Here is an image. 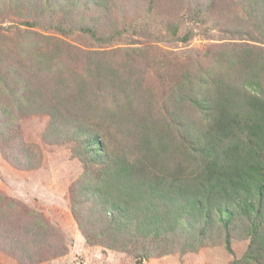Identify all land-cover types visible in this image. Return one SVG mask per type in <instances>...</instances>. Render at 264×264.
Returning a JSON list of instances; mask_svg holds the SVG:
<instances>
[{
  "label": "trees",
  "instance_id": "obj_1",
  "mask_svg": "<svg viewBox=\"0 0 264 264\" xmlns=\"http://www.w3.org/2000/svg\"><path fill=\"white\" fill-rule=\"evenodd\" d=\"M116 1L0 0L3 157L18 169L40 167L42 150L18 128L25 116L47 114L44 140L71 142L82 163L70 202L90 244L141 263L222 242L234 254L233 239L248 238L231 264H264V50L222 48L209 62L181 64L174 77L158 60L156 86L137 62L155 64L150 50L106 45L122 36L105 20ZM251 3L264 30V0ZM97 7L99 17L82 24L81 9ZM9 13L26 17L24 28L2 25ZM38 16H50L61 36L39 31ZM78 30L101 48L71 41ZM25 214L32 249L24 233L0 231L2 249L25 264L67 250L47 217L26 204Z\"/></svg>",
  "mask_w": 264,
  "mask_h": 264
},
{
  "label": "rangeland",
  "instance_id": "obj_2",
  "mask_svg": "<svg viewBox=\"0 0 264 264\" xmlns=\"http://www.w3.org/2000/svg\"><path fill=\"white\" fill-rule=\"evenodd\" d=\"M250 4L253 6L251 0H117L112 5L110 16L105 20L108 27L112 24L117 27L116 34L122 33V36L106 45L112 44L114 48L134 46L144 51L150 50L151 57H155V64L152 62L150 66H146L143 59L137 62L140 63L141 70L147 73L148 80L156 82L157 86L156 75L160 79L158 60L172 65L174 77L178 75L175 72L181 64L195 65L199 58L209 62V54L222 48L228 47L232 51L234 47L246 48L248 45L264 50V30L259 31L253 22L254 18L260 16L252 11ZM98 8L87 12L82 8L85 15V19L81 20L82 24L91 23L95 20L92 19L93 16L98 18ZM32 18L34 17H29ZM36 19L39 26L45 28L36 27L39 31L61 36L62 33L53 26L49 27L52 20L50 16H38ZM25 20L27 18L23 15L9 13L1 24H15L24 28L22 21ZM186 35L191 36L184 40ZM68 38L76 44L98 49L102 46L93 37L79 30ZM121 57L118 54L115 58L119 60ZM51 76L53 74L49 77L52 78ZM158 94L161 96L163 93L159 91ZM49 120L47 114L40 113L25 116L19 123L18 130L24 140L38 144L40 148L37 151L42 150L43 155L39 157L41 165L37 169L16 168L3 157L0 149L2 238L13 235L19 238L20 233H24L21 230L28 223L25 204L42 213L64 235L67 250L63 254H43L42 256H47L44 260L32 264H231L235 258L242 257L249 244L248 238L233 239L234 254L222 242L204 246L198 251H177L151 257L141 263L128 251L90 244L79 227L70 202V188L83 171L82 163L73 155L71 142L49 144L44 140L43 133ZM25 235V245L32 249L33 243L30 241L33 236L26 233L21 236ZM0 246L3 244L0 243ZM0 264H25V258L19 260L0 247Z\"/></svg>",
  "mask_w": 264,
  "mask_h": 264
}]
</instances>
